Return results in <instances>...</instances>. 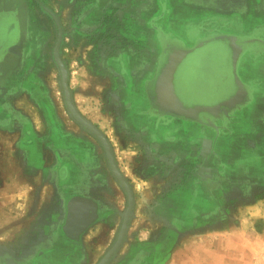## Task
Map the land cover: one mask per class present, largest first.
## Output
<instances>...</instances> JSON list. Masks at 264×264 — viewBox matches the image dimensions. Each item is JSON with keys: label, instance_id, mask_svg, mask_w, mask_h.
Wrapping results in <instances>:
<instances>
[{"label": "rangeland", "instance_id": "1", "mask_svg": "<svg viewBox=\"0 0 264 264\" xmlns=\"http://www.w3.org/2000/svg\"><path fill=\"white\" fill-rule=\"evenodd\" d=\"M4 13L14 18L0 23V33L6 30V37L0 36L1 50L16 31L17 38L0 57V149H12L0 150V192L11 172L18 183L35 179V167L29 166L36 160L50 171H44L45 181L58 159L62 167L69 160L80 169L83 185L90 184L86 191L91 188L101 197L105 212L102 226L91 236L94 242L85 243L83 264H98L119 234L127 196L100 142L67 110L53 58L59 36L72 104L107 140L133 196L123 239L105 264H264V0H0V15ZM216 37L234 39L230 42L241 51L235 74L246 101L234 110L236 119L232 115L211 121L218 130L185 121L203 130L190 137V148L174 160L154 150L143 108L140 120H135L142 134L122 124V110L133 105L121 100L139 94L145 85L141 70L157 59L160 48L171 54ZM218 51L214 60L222 75L227 57L221 48ZM207 52L211 56V50ZM204 53L194 63L188 60L185 83L191 70L198 88L210 86V67L200 62ZM177 57L171 60L182 68L186 55ZM254 112L257 121L250 116ZM33 116L42 118L40 129ZM11 117L5 134L3 119L9 126ZM31 134L35 142L27 140ZM195 138L198 145L192 150ZM245 147L254 149L255 159L244 162ZM11 160L12 167L6 168ZM56 202L54 208L61 214L67 206L60 199ZM23 208L19 200L0 201V264L26 256L39 245L15 243L29 235L20 231L27 213L36 214ZM10 212L14 219L9 224Z\"/></svg>", "mask_w": 264, "mask_h": 264}, {"label": "crops", "instance_id": "2", "mask_svg": "<svg viewBox=\"0 0 264 264\" xmlns=\"http://www.w3.org/2000/svg\"><path fill=\"white\" fill-rule=\"evenodd\" d=\"M166 63H168V65L166 66L165 69H163L165 73H164V76L161 77V80H160L161 86L158 88L157 91H159L158 93L164 98L167 97V102L169 104L175 105L179 107V109L181 110L184 109V110H189V111L190 109L194 110L196 108H210V109L214 108L215 109V107L218 104H220L222 100L226 101L228 99V98L219 99L218 101L213 103L211 107L206 106V105H199L194 108H189L188 106L189 101H187L186 99L182 97L183 91H181V94H180V87L184 89V87L182 86L180 82L181 77H182V69L176 67L174 65L175 63L172 62V60L169 62L166 61ZM157 67H158L157 60H155L154 58L151 60V62H149V64L143 66V69L141 70V78L143 82L146 83L154 79L156 80L155 76L158 75ZM160 68H162V66ZM136 69L137 68L135 67L134 70L132 71L134 72L133 76L134 74H136L135 73ZM155 86L156 85L154 83L153 90H155L156 88ZM162 91L164 92L163 94H162ZM234 95H235V92L232 93V96ZM125 100L126 99L122 100L121 102L124 104H131L133 106H131L127 112H124V110H122V113L120 114L122 124L126 127L131 126V128L135 132L137 131L136 128H138L137 133L142 132L140 127L135 126V122H136L135 120H140V114L138 112L140 110V107L142 106L143 108H146L148 115L143 118L147 120V123H149V121L150 122L154 121V127H155V130L157 131L155 132L153 136L152 135L150 136L151 137L150 140L154 138L153 144H152L154 147V150L156 151L163 150L166 155H169V157L174 160H175V157L177 158V157L183 156L187 152L188 148H190L189 146H191V144L188 145L190 137L199 135V133L202 132L201 130H203L202 127L197 124H194L191 122H185V120L179 117H173L171 115H168L164 111H162L157 105V99L155 95L153 96L150 95L148 98L146 97L141 98V100H136V99H131V100L127 99V101ZM198 100H203V98H198ZM136 106L137 108L134 109ZM233 112L234 110L228 111L227 112L228 117H232V115H234L235 117L236 113L235 112L233 113ZM241 114H243V117H246L245 111ZM204 116L205 114L199 113L196 116V118L201 119ZM250 116H252L251 117L252 119H256V121L259 120L258 119L259 114L256 112H254V114L251 113ZM223 118H226V117L223 114V111L220 110V111H217L215 115H206L205 120L207 121L209 120L210 121L209 123H211L213 119H223ZM236 118L237 117H235L234 119ZM6 120H7L6 118L3 119L4 124H5V126H3L5 134L8 133V130L11 128V125L13 123L12 121L13 117H11L10 119L9 126L6 124ZM32 120L33 122H35V126L37 127V129H40L42 127V118L40 116L39 118L37 116L36 117L33 116ZM260 123H262V119H260ZM254 126L257 127V125H254ZM215 129H217V127ZM161 136H164V137L172 136L173 139L171 140V142H166V141L163 142L162 140H160L161 138H159ZM9 137H10V134H9ZM30 138H32L31 140H33L35 137L31 134L30 137L29 136L27 137V140H30ZM6 141H8L7 137L5 139V142ZM34 142H35V139H34ZM197 145H198V139L195 138V141L192 143L191 149L193 150L194 149L193 147ZM10 148L7 147V145H3V148H1L0 150L4 152L12 151V149ZM27 152H29L28 148H27ZM241 152H245V156L243 158L244 162L245 160L247 161L251 157L254 158V153H253L254 149H251V148L248 149V147L247 148L245 147L242 149ZM260 152H262V150L259 151V153ZM239 157L241 156L238 155V152L236 151L235 156H234L235 160L238 161L239 159H241ZM228 158L231 159V156H228ZM5 162L8 163L7 160H5ZM35 163H36L35 165L29 166L31 168L35 167V170L37 172L34 175L36 176V178L30 182L27 181L26 179L25 180L21 179L20 182L18 183L16 181V178L13 176V172H11L10 178L8 179V181H5L4 183L5 184L4 191L0 192V201H5V204L6 203L14 204L15 201L19 200L21 205L24 207L23 212L26 208H31V210L34 209L36 211V214H30L28 212L25 223H22L20 225L21 226L20 231H25V233L29 235H26L27 237L25 236L26 237L25 239H22L21 241L15 242V243H57V242L59 243L61 241V238L58 235L54 237V235L55 233L58 232V225H60L62 216L64 214L63 212L60 214L59 211L56 208H54V206L57 203L56 201L61 199V196H60L61 194H59L60 181L54 177V175H56L55 174L56 165L53 166V168L51 169L52 177L45 181L43 173L44 171H46V174H48L50 173V171L48 169L44 170L45 164H43V162L36 160ZM12 164H13V161L11 160V162L9 163V166L5 165V167L6 168L12 167ZM38 173L39 174L41 173V176H40L41 178L39 177ZM32 184H34V187H32L33 186ZM66 184H67V188H69L71 184V179L68 178L66 180ZM86 186L87 185H85V187ZM89 192L91 195H88V198L89 197L90 199L94 198L93 196L95 194L91 193L92 192L91 189L89 190ZM28 201L29 203H27ZM98 205L100 206L99 214H98V218L100 219L91 228L83 232L81 239L79 238L80 243L84 247H85V243L94 242V239L92 238L94 237L95 234H93V232L97 230L96 228L102 226L103 224L102 216L105 212L102 210V207H101L102 203L99 202ZM12 214H13L12 212L7 214L10 216V218H8L9 224L12 223L11 221H13L14 219L13 218L14 216ZM45 216L46 218L49 217L47 218V221H45L44 219ZM34 227H36L35 229L36 233L35 235H32L31 232L33 231ZM64 237L65 239H67L66 243L72 242V241L74 243H77L79 240L78 239L75 242V240H72L66 237L65 235Z\"/></svg>", "mask_w": 264, "mask_h": 264}, {"label": "flooded vegetation", "instance_id": "3", "mask_svg": "<svg viewBox=\"0 0 264 264\" xmlns=\"http://www.w3.org/2000/svg\"><path fill=\"white\" fill-rule=\"evenodd\" d=\"M6 14V13H4ZM13 17H8L5 16L1 19L0 23L3 20L6 19H10L12 20ZM12 25V27L14 26V22L13 24H10V26ZM5 31H3V34L0 33V36L2 34V36H5ZM5 39V38H4ZM12 39V38H11ZM9 39V41L11 40ZM8 41V42H9ZM7 42V43H8ZM246 42H251L250 39H247ZM2 41L0 42V51H1V47H2ZM5 44V42H4ZM180 44V43H178ZM222 49L223 51V55H225L227 57V62L225 60V63L227 64V67L225 69V71L221 74H219V70L217 65L215 64V60H214V56L216 57L217 52L219 53V49ZM208 50H211V56H209L210 54L207 52ZM237 49H239L238 46L233 45L230 41L228 40H216L210 43H204L202 46H200L197 50L193 51L191 54H186V62H184V65L182 68V77H181V84L184 87L183 89V94L182 97L184 99H186L187 101H189L188 106L189 108H194L196 106L199 105H206V106H210L215 103L216 101H218V99H220V96H223V98H229L232 96V93L235 92V95L239 98L242 95V90L241 87L237 84V82L233 79V74L231 75V70H232V62L235 59L236 56V51ZM184 50V49H183ZM159 52H157V68L159 69L160 64L162 63V61L166 58V56L170 53H165L164 48H160V50H158ZM204 53L202 54V56H206V57H201L200 56V62H205L206 65L208 67H210V73L212 76L210 79V86H202L200 88H198V83H196V81L194 80L193 76L194 73L191 72L190 70V77L187 81V83H185L184 78H183V74H185V66L187 67L188 64V60L190 58H192V62H196L199 59V53ZM207 52V53H206ZM165 55V57L163 56ZM178 56V57H177ZM177 57V59H180L181 55H175L174 57H172V60L175 59ZM61 59V58H60ZM63 63V62H62ZM190 64V63H189ZM176 67H178V62L174 64ZM191 65V64H190ZM218 71V73H217ZM221 77H220V76ZM217 78V79H216ZM207 85H209L208 83H206ZM153 87H154V80L150 81V82H146L144 87H142L137 94V96H134L133 99L136 100H141V98H148L150 95H154L153 93ZM230 89V90H229ZM186 94H185V92ZM228 92V96L224 97V93ZM127 94V93H126ZM219 96L218 99H216ZM132 98V97H131ZM198 98H203V100H198ZM126 99L125 101L130 100V96L129 95H124L122 100ZM121 100V101H122ZM124 104V103H123ZM137 106L134 108L136 109ZM140 108H143L142 106ZM143 112L146 113V115H148L146 108H143ZM191 110V109H190ZM141 111V110H139ZM152 114V113H151ZM154 122V121H153ZM165 122V121H163ZM147 124V135L149 136V138H151L150 136L154 135L155 132H157L155 130L154 124L151 123L149 121V123L144 122ZM140 125L139 123L136 124L135 122V126ZM136 130L138 131V128H136ZM136 131V133H137ZM142 132L137 133V135L142 134ZM163 137V136H161ZM159 137V138H161ZM57 165L55 166V176L56 178L60 181V187H59V194H61V201L67 206L68 202H71V208L70 211L67 212V208L63 210V216H62V220L60 225H58V232L55 233V236H59L61 238V241L58 243H39V245L37 246V249L35 251H30L29 253H27V255H21L19 257H17L16 259H7L5 260V264H83L86 261V257H87V250H85V247L82 246V244L80 243V239L82 237V234L85 230L91 228L95 223L98 222V220L100 218H98V214H99V209L100 206L98 205V203L101 201V197L97 194H95L93 197L88 198V195H91L90 193H88L86 191V187L84 184L81 182L82 181V176L80 174V169L75 166V164H72L71 161L67 160V164L64 165V163H62L64 166H66V171H64V166L62 167L59 163V161H57ZM66 162V161H63ZM70 164V165H69ZM71 179V184L70 187L67 188V184H66V180L67 179ZM87 186H90V184H87ZM91 188H89L90 190ZM64 194V195H63ZM94 194V193H92ZM90 199V200H89ZM97 199V200H95ZM99 199V200H98ZM101 207L103 208V206L101 205ZM96 209V210H95ZM93 210L96 211V213L93 212ZM69 220L71 221L70 226L72 228H75V233L73 234V232L70 234L71 236L75 237L76 232L79 230V232L84 228L83 226H85V229L81 231V234H78V242L74 243L72 242H67L65 237H64V233L62 231L63 228V223ZM91 221V222H89ZM72 231V229H71ZM72 237V238H73ZM64 238V240H63ZM77 238V236H76ZM71 239V238H70ZM73 240V239H72ZM77 240V239H76ZM76 242V241H75ZM42 245V246H41ZM41 246V247H40Z\"/></svg>", "mask_w": 264, "mask_h": 264}, {"label": "water", "instance_id": "4", "mask_svg": "<svg viewBox=\"0 0 264 264\" xmlns=\"http://www.w3.org/2000/svg\"><path fill=\"white\" fill-rule=\"evenodd\" d=\"M7 15H8V17L10 16V17L14 18L13 14L6 13V14L0 15V20L3 17L7 16ZM12 37L13 38L1 50L2 53L0 54V57L2 56L3 52L5 51V48L8 45H10V44H12V43H14L16 41L17 31H16V34H14V36H12ZM222 38L223 37H216L214 39L203 40V41H201L199 44L195 45L191 49H184V50L181 49V50L173 51L171 54L166 56V58L162 61V63L159 66V69H158V72L161 73L160 78L158 79V78H156L157 75L155 76L156 80L154 79V83L156 85L155 86L156 88H155V90H153V93H155L154 95L156 96V99H157V105L162 111H164L168 115H171L173 117H179V118H181V119H183L185 121H192V122H196V123H200V124H204L205 123L206 125H209V126H211L212 128L215 129L216 126L213 125L212 123H209V121L205 120V118L202 117L201 119H198V118H196V116L199 113H202V114H205V115H215L217 113V111L221 110V111H223V114L225 115V117L228 118V114H227L228 111L235 110L236 108H239L241 105H243V103H245L246 96H247L246 95V91H245L243 85L238 81L237 76L235 74L237 60H238L239 54L241 52L240 49H237V51H236L237 53H236L235 59L232 62L233 79L237 82V84L241 87V90H242V95L239 98L236 95L231 96L226 101H222L220 104H218L215 107V109L214 108L213 109H210V108H196L194 110H190L189 111V110H184V109L181 110V109H179V107L169 104L167 102V100H165V98L163 96H161L158 93V91H157L158 88L161 86L160 85L161 77H163L164 73H165V71L163 69H165L166 66L168 65V63H166V61L169 62L172 59V57H174L175 55H182V56L186 55V54L189 55L193 51L197 50L204 43H210V42L216 41L218 39H222ZM230 41L234 42V39H230ZM251 42H252V40H251ZM248 43H250V42H248ZM59 44H60V37L58 36L57 42H56L54 50H53V58H54V61H55L56 65H57V67H58V69H59V71L61 73V75H60L61 76V86H62V89H63L64 100H65V104H66L67 110H68L70 116L73 118V120L76 123H78V125H80L83 129H85L89 134H91L93 137H95L100 142V144L103 147L104 153L106 155V158H107V161H108V165H109V167L111 169V172L114 175V177L117 179V181L119 182L121 187L124 189V191L126 193V196H127V208H126V211H125V214H124V217H123V223L121 225L119 234L117 236V237H119L121 231L124 230L123 235H122V239H123V236H124V233H125V229H126V226H127V222L129 220V217H130V214H131V211H132V208H133L132 192H131L130 188L128 187V185L126 184V182L124 181V179L122 178V176L120 175V173L118 172V170H117V168L115 166L114 159H113V156H112V153H111V150H110V147H109V144H108L107 140L90 123L85 122L86 120H84L76 112V110H75V108H74V106L72 104L71 97H70L69 90H68V85H67V77H68L67 76V71H66V69H65V67H64V65H63V63H62V61L60 59V56H59ZM161 66H162V68L160 69ZM70 208H71V202H69L67 204V212L70 211ZM89 222H91V221H89ZM70 224H71V221L66 220L65 223H64V226L62 228V231H63V233H64V235L66 237L77 241L78 240V234H81V231L85 229V226H83L84 228L80 232L78 230L76 232V234H75V237H73L70 234L73 232V230L75 228H72L70 226ZM71 229H72V231H71ZM74 233H75V230H74L73 234ZM76 236H77V238H76ZM119 245H118V247H119ZM107 254H108V252L103 256V258L99 261L98 264L102 263L103 261H104L103 264H105L108 261L109 257L112 254L106 260H104L106 258V256H107Z\"/></svg>", "mask_w": 264, "mask_h": 264}, {"label": "bare ground", "instance_id": "5", "mask_svg": "<svg viewBox=\"0 0 264 264\" xmlns=\"http://www.w3.org/2000/svg\"><path fill=\"white\" fill-rule=\"evenodd\" d=\"M5 22H7V21H5ZM3 23V22H2ZM12 26V25H11ZM4 31H6V30H4ZM5 33V32H4ZM11 35V34H10ZM12 36V35H11ZM5 37V36H4ZM1 42V41H0ZM161 69V68H160ZM162 72V71H161ZM160 72H158V75L156 76V78H160ZM233 73H232V70H231V75H232ZM60 75H61V73H60ZM181 91H183V89H182V87H180V94H181ZM159 92V91H158ZM173 92H175V91H173ZM184 92H185V90H184ZM164 92L162 91V94H163ZM185 94H186V92H185ZM165 99L167 100V97H165ZM77 112V111H76ZM206 117V115L203 117V118H205ZM209 121V120H208ZM85 122H87V121H85ZM210 122V121H209ZM88 123V122H87ZM90 125V124H89ZM91 126V125H90ZM123 232H124V230H122L121 231V233H120V236L119 237H117L116 238V241L114 242V244H113V246L111 247V249L108 251V254H107V256H106V258L104 259V260H106L115 250H116V248L118 247V245L120 244V242H121V240H122V235H123ZM104 262V261H103ZM103 262L102 263H100V264H103Z\"/></svg>", "mask_w": 264, "mask_h": 264}]
</instances>
